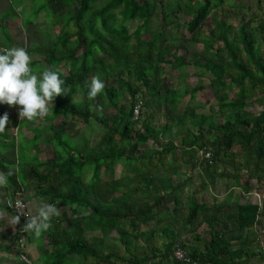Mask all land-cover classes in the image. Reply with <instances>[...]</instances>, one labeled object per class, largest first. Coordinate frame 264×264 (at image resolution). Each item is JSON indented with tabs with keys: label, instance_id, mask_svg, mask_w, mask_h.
<instances>
[{
	"label": "trees",
	"instance_id": "1",
	"mask_svg": "<svg viewBox=\"0 0 264 264\" xmlns=\"http://www.w3.org/2000/svg\"><path fill=\"white\" fill-rule=\"evenodd\" d=\"M11 1L0 14V48L15 44L4 25L18 14L13 4L23 5L26 28L42 13L45 26L35 27L37 40L27 51L43 55L66 82L68 91L56 98L52 114L45 119L56 126L60 118L68 127L64 135L74 123L103 131L88 132L86 143L77 146L78 156L72 148L60 149L65 144L55 126L31 130L26 140L19 132V145L27 152L18 155L16 165L6 161L5 152L14 146L13 137L7 129L0 133V171L14 170L8 185L26 188L27 204L43 197L60 211L53 226L39 236L42 264H74L75 256L81 260L78 264L264 261V241L259 240L264 233V13L243 14L231 36L233 25L218 11L227 0ZM26 1L34 8L32 14H26ZM157 11L160 21L152 26ZM179 13L191 18L182 21ZM172 39L192 46V51H181ZM189 66L198 80L179 90L171 79L186 75ZM33 68L42 71L35 61ZM162 71H168L169 78ZM97 75L106 87L92 101L89 84ZM125 94L127 113L121 102ZM210 94L218 96L217 105ZM138 100L139 118L132 120ZM205 103L208 111L198 112ZM156 118L162 122L157 124ZM43 151H50L51 159L41 156ZM199 151L209 152L210 157ZM184 157L188 158L178 164ZM86 163L93 173L84 182L74 171ZM177 176L180 180L173 183L170 179ZM195 176L202 179L201 186L212 189L222 179H234L235 184L224 181L230 191L222 199L216 195L211 205L198 199L202 189L193 190L184 201L182 192ZM2 189L0 200L5 195ZM247 195L253 199L247 201ZM175 219L182 221L180 228L172 226ZM201 225L203 231L196 232ZM186 227L193 233L182 237ZM112 230L121 232L124 253L107 250L103 236L86 234ZM31 235L25 233L28 240ZM155 236L163 238L158 255L152 244ZM14 242L16 248L3 244L0 250L12 248L18 258L17 236ZM177 248L186 251L188 260L174 256ZM26 256L35 263L32 255Z\"/></svg>",
	"mask_w": 264,
	"mask_h": 264
},
{
	"label": "rangeland",
	"instance_id": "2",
	"mask_svg": "<svg viewBox=\"0 0 264 264\" xmlns=\"http://www.w3.org/2000/svg\"><path fill=\"white\" fill-rule=\"evenodd\" d=\"M171 4H174L173 0H170ZM8 4H12L11 0H0V14L2 12H4L7 7ZM24 5H27L25 10H26V14H32V11L34 10L33 7L29 8L28 7V1L24 2ZM238 6V8H236V6ZM13 7L15 9V12L18 13L17 16L15 18L9 17L7 20H5L4 25L7 26V29L9 31L10 36L15 39V44L12 47L15 46H19V47H24V48H28L30 45H33V43L36 42L37 37L35 34V27L38 25L40 27H44L45 26V20L43 17V14H39L37 19L35 20V23H32L30 26H28L27 28L24 27L23 25V18L24 16L21 13V10L24 9L23 5H15L13 4ZM220 14L227 16V22L228 24H232L233 25V29H231L230 33L231 36L235 35L237 33V30L240 26V18L243 14H247V15H263L264 13V4L262 3L261 6H259V4L255 1V0H227L224 5L218 10ZM30 12V13H29ZM178 18L182 21H186L188 19H190L191 17L188 15H185L184 13H179ZM160 21V16H159V12L157 11V13L152 17V21H151V25L155 26L159 23ZM210 21V19H209ZM59 28L56 27L53 29V33L55 34L56 32H58ZM22 34H19V33ZM172 33L174 34V31H172ZM2 38V35L0 34V39ZM40 41H44L43 38H40ZM172 42L175 43L177 45V47L182 51H185V49H189L190 51H192V46L188 47L184 42L183 43H177L174 39H172ZM6 46L1 45V48H4ZM8 48V47H7ZM11 48V47H10ZM30 55H32L33 57V61H35V65L38 67V69L43 70V68L45 67H49L48 63L45 62L43 55L39 54V53H29ZM195 70L193 69L192 66H189L188 68H186V75H183L182 77H173L171 79L172 81V85L175 86L176 88H178L179 90H182L185 86V83L189 84V85H193L197 82V77L196 74L194 72ZM165 76H167L169 78L170 73L168 71H162ZM168 74V75H167ZM210 77V75H209ZM170 80V79H169ZM185 90V89H184ZM210 100L212 101V103H214L215 105H217L218 102V96H213L210 94ZM197 100V99H196ZM199 100V99H198ZM124 104H126V109H125V113L128 112L129 110V97L127 96V94L124 95L123 100L121 101ZM202 102V101H201ZM198 112H203V111H208L207 109V103L201 105L198 107V109H196ZM19 111H20V106H10L7 104H0V117L2 116V114L7 113L10 117V123L7 125V134L10 138L13 137V142H14V146L8 148L5 152L6 154H8V157H6V161L12 162V165L16 163H18V155H25L27 152L26 147L24 149H22L19 145V141L21 139V135L22 138L24 140L28 139V137L30 138L32 136V131H37L38 129L41 128H45L47 126H50L52 123L47 120V119H37L35 121H28L27 119L25 120H21L19 117ZM15 118L17 119L16 124H13L12 119ZM216 121L221 122L222 118L219 116H215L214 117ZM156 123L158 124L159 122H162V118H156ZM68 122H72L71 120H69ZM72 124V123H70ZM19 125V126H17ZM136 129L139 128V126H135ZM56 130L59 131V133H61V135L59 137H61L63 143L65 144V146H62L60 149H64V150H69L70 148L73 149V151H75V153L77 152V156L79 154V151L77 149L78 148H82V145L86 143V140L89 138V134L88 132H90L91 134L94 133L96 135H101L103 133V131L101 130V128H95L93 129L92 127H82L79 123L76 124L74 123L73 125H71L69 132H67L65 135L64 133L67 130V125H65V123L63 122H56V126H55ZM92 128V129H91ZM32 130V131H31ZM90 130V131H89ZM64 131V133H63ZM19 132L22 133L21 135H19ZM48 136H51V133L47 134ZM87 135V136H86ZM58 137H56L57 139ZM44 142V140L42 141ZM163 142H166V140L163 139ZM44 145V144H43ZM60 147V146H59ZM36 152V149H35ZM140 152H145V148L144 146H140ZM87 152H85L86 154ZM51 152L50 151H43L42 155L44 158H50ZM188 157H184V158H180L178 160V164H182L184 159H187ZM76 170L74 171V174L77 176L82 177V180L84 182H87L90 180L92 173H93V167L92 165H90L89 163H86L85 167L80 168V167H75ZM244 169L240 170V173L244 174ZM116 172L118 171V168L116 169ZM191 174V173H190ZM182 177V176H181ZM196 178H194L191 182H188V184L186 183L185 189L182 192V198L185 201L186 198H188V196H190L193 193V190L197 189V190H203L202 194L198 196L199 200H205L209 205L213 204V201L215 199L216 195H219L220 199L224 198L227 196V190L228 188L224 185L223 183L224 181L227 182L228 185L230 186H234L235 181L234 179H222L218 181V185L216 187V189H212L210 186H207L208 184H205V186H201L202 183V179H199L198 176H195ZM245 177V176H244ZM173 183L177 182L180 180V176H177L176 178L170 179ZM203 184V183H202ZM229 186V187H230ZM203 187V188H202ZM240 189L243 190V187L241 188V185L239 184ZM22 192L23 189H21ZM230 191V190H228ZM4 192V191H3ZM263 195V192L261 193V196ZM234 200H236V196L234 195ZM253 199V196L251 195H247L246 200L247 201H251ZM2 201V205H3V200L1 198L0 202ZM189 204L191 203V198ZM31 203V202H29ZM39 205V202H35V203H31L29 205V215L35 214L36 209ZM4 206V205H3ZM7 209L5 208V211H3L4 215L9 216V212L6 211ZM11 215V213H10ZM164 214H162L163 216ZM12 217V215H11ZM179 221V222H178ZM181 220L179 219H175L173 220L172 226L177 229L181 227ZM6 223H8V219H6ZM12 227V228H11ZM205 226L201 225L198 229L197 232H202ZM188 228V227H186ZM15 230V228H13V226H10V228L8 229V227L6 226L5 231L7 232V234L11 231L13 233V231ZM87 235H101L104 237L105 239V247L107 250H115L117 252H123L124 253V248L121 245L120 241H119V236L121 234L120 231H116V230H112V231H89L86 233ZM10 236V234H8ZM14 235V234H13ZM206 236H208V234H205ZM182 237H186L185 233L182 234ZM23 239V236H22ZM39 240H41L39 237H36L34 233H32L31 235V240L28 241L27 237H25V253L26 255H32L33 256V260L35 261V263H33L31 261V259L29 258V260L32 262V264H42V259H41V254L43 253V245L40 244ZM259 240H263L264 241V233H261L259 235ZM43 242V240H42ZM163 242V238H161L160 236H155V238L152 239V244H154V251L155 253L158 255L163 251V247L161 246V243ZM16 242H13V238L11 240V238L9 239H0V246L2 244H9L11 246H14L16 248L15 245ZM140 243H142L140 241ZM264 243V242H261ZM37 245L43 247V248H39L37 247ZM13 247V249H14ZM21 249V248H20ZM15 250V249H14ZM22 251V250H21ZM139 252H141V249H138ZM5 257V258H3ZM24 257H28L25 256ZM21 257L16 258L14 256V253H1L0 254V262L3 261L4 262H11V264H17V259H19ZM74 259V264H78L80 263V258H78L77 256L73 257ZM20 264V263H19ZM250 264H264V261H258L257 258H253Z\"/></svg>",
	"mask_w": 264,
	"mask_h": 264
},
{
	"label": "clouds",
	"instance_id": "3",
	"mask_svg": "<svg viewBox=\"0 0 264 264\" xmlns=\"http://www.w3.org/2000/svg\"><path fill=\"white\" fill-rule=\"evenodd\" d=\"M65 83V80L61 78L60 71L54 67H45L42 71L34 70L33 57L26 48L19 46L0 48V104L20 106L19 117L21 120L35 121L50 116L55 107L56 98L68 91L65 88ZM105 87L106 83L99 75L93 76L89 84L88 99L95 101ZM139 102L138 100L136 104ZM132 120H134L133 110ZM9 123V115L5 113L0 117V133H4L8 129L7 125ZM12 175H14V170L11 168L7 172L0 171V188L8 186L9 177ZM17 190L21 191L20 189ZM21 193L23 196L24 193L22 191ZM27 205L29 208V204ZM17 212L20 215L8 218L9 224L15 228L20 223V216L24 215L27 217V221L22 231L34 233L36 237H39L43 231L50 229L53 226V218L60 215L56 205L48 203L43 197L35 214L28 215L24 213L19 202H17ZM3 218L4 213L0 212V219ZM18 248L20 249V247ZM21 250H19L20 254L25 251ZM24 255L26 256V254ZM19 259L22 261L28 260L27 257L26 259ZM26 262L31 264L29 260Z\"/></svg>",
	"mask_w": 264,
	"mask_h": 264
},
{
	"label": "built area",
	"instance_id": "4",
	"mask_svg": "<svg viewBox=\"0 0 264 264\" xmlns=\"http://www.w3.org/2000/svg\"><path fill=\"white\" fill-rule=\"evenodd\" d=\"M140 107H141V103H137L135 104L134 108H133V119L136 120L139 117V113H140ZM199 154H203L204 158L210 157V153L209 152H205V151H199ZM6 188V193L5 196L3 198V205L5 206V208H7L8 210L11 211L12 216L14 215H20V213L17 212V202L20 203L21 205V210L29 215V208L27 203L24 201L23 196L21 191L17 190L14 188V186H7ZM27 221V217L24 215L20 216V223L18 225L15 226V230H14V234L15 236H17L18 238V246L24 250L25 249V232L22 231V228L24 226V224ZM23 236V239H22ZM174 256L178 259V260H188V256L186 251H184L181 248H177L174 251ZM21 259H26L24 257V254H20ZM28 261V260H26Z\"/></svg>",
	"mask_w": 264,
	"mask_h": 264
},
{
	"label": "crops",
	"instance_id": "5",
	"mask_svg": "<svg viewBox=\"0 0 264 264\" xmlns=\"http://www.w3.org/2000/svg\"><path fill=\"white\" fill-rule=\"evenodd\" d=\"M57 120H55V122H61V119L60 118H56ZM52 124H54V123H52ZM51 124V125H52ZM51 125L50 126H47L48 127V129L51 127ZM19 126V125H18ZM52 126H55V125H52ZM46 128V127H45ZM65 131V130H64ZM63 131V132H64ZM52 134V133H51ZM51 137V136H50ZM12 163V162H11ZM118 171L120 172V169L118 168ZM116 172V171H115ZM119 172H116V174H118ZM103 181H105V180H103ZM9 186V185H8ZM1 190H3L2 188H0V193H1ZM23 193L24 194H27L28 193V191H27V189L26 188H23ZM263 194H264V192H263ZM31 203H35V202H39L40 203V201H38V200H36V199H32L31 201H30ZM1 203V205H2V201L0 202ZM31 203H29V205L31 204ZM3 206V205H2ZM3 211H5V207L3 206L2 208H0V212H3ZM7 211V210H6ZM7 212H9V211H7ZM11 217V215H10V212H9V216H5L4 215V218L3 219H0V239L1 238H3V239H9V238H11V240H12V238H13V242H14V235H13V233H12V231H11V233L9 232L8 234H10V236L7 234V232L5 231V229H6V226L8 227V229L10 228V224H9V222L8 223H6V219H8V218H10ZM12 228V227H11ZM186 231H185V235L186 236H191L192 235V233H193V230L191 229V228H189V229H185ZM197 232V231H196ZM29 241V240H28ZM3 245V244H2ZM1 245V246H2ZM9 247H11V245H9V244H7ZM3 248V247H2ZM1 248V249H2ZM5 249V248H4ZM11 249V250H10ZM6 250V251H5ZM5 250H3V252H1V250H0V254L1 253H11L12 252V248H9V249H5ZM14 251V250H13ZM15 252V251H14ZM15 256V255H14ZM16 257V256H15ZM3 258H5V257H3ZM17 258V257H16ZM20 262L18 261V259H17V264H19ZM0 264H11V262H4V259H3V261L2 262H0Z\"/></svg>",
	"mask_w": 264,
	"mask_h": 264
}]
</instances>
